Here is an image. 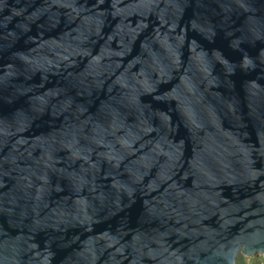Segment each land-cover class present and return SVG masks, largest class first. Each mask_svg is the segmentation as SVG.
<instances>
[{
	"label": "water",
	"instance_id": "1",
	"mask_svg": "<svg viewBox=\"0 0 264 264\" xmlns=\"http://www.w3.org/2000/svg\"><path fill=\"white\" fill-rule=\"evenodd\" d=\"M264 254V0H0V264Z\"/></svg>",
	"mask_w": 264,
	"mask_h": 264
},
{
	"label": "rangeland",
	"instance_id": "2",
	"mask_svg": "<svg viewBox=\"0 0 264 264\" xmlns=\"http://www.w3.org/2000/svg\"><path fill=\"white\" fill-rule=\"evenodd\" d=\"M235 264H264V254L256 253L253 256H248L239 253Z\"/></svg>",
	"mask_w": 264,
	"mask_h": 264
}]
</instances>
